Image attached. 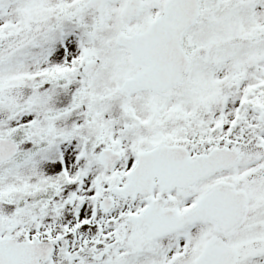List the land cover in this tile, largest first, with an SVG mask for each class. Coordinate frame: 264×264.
<instances>
[{"label":"snow or ice","instance_id":"6c2138e0","mask_svg":"<svg viewBox=\"0 0 264 264\" xmlns=\"http://www.w3.org/2000/svg\"><path fill=\"white\" fill-rule=\"evenodd\" d=\"M0 264H264V0H0Z\"/></svg>","mask_w":264,"mask_h":264}]
</instances>
